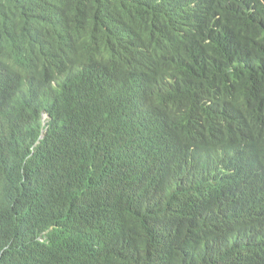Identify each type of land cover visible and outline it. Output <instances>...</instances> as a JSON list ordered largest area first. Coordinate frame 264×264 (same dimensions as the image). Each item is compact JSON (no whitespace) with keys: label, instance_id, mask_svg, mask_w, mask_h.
<instances>
[{"label":"trees","instance_id":"1","mask_svg":"<svg viewBox=\"0 0 264 264\" xmlns=\"http://www.w3.org/2000/svg\"><path fill=\"white\" fill-rule=\"evenodd\" d=\"M0 264H264V0H0Z\"/></svg>","mask_w":264,"mask_h":264},{"label":"bare ground","instance_id":"2","mask_svg":"<svg viewBox=\"0 0 264 264\" xmlns=\"http://www.w3.org/2000/svg\"><path fill=\"white\" fill-rule=\"evenodd\" d=\"M47 118V116H44V119H46Z\"/></svg>","mask_w":264,"mask_h":264},{"label":"clouds","instance_id":"3","mask_svg":"<svg viewBox=\"0 0 264 264\" xmlns=\"http://www.w3.org/2000/svg\"><path fill=\"white\" fill-rule=\"evenodd\" d=\"M44 116H47V115L45 114ZM44 116H43V117H44Z\"/></svg>","mask_w":264,"mask_h":264}]
</instances>
